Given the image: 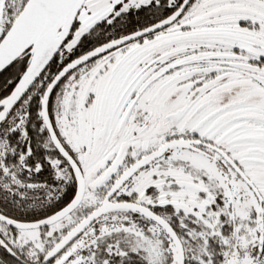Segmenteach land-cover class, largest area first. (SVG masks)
Instances as JSON below:
<instances>
[{"label": "snow or ice", "instance_id": "1", "mask_svg": "<svg viewBox=\"0 0 264 264\" xmlns=\"http://www.w3.org/2000/svg\"><path fill=\"white\" fill-rule=\"evenodd\" d=\"M0 264H264V0H0Z\"/></svg>", "mask_w": 264, "mask_h": 264}]
</instances>
